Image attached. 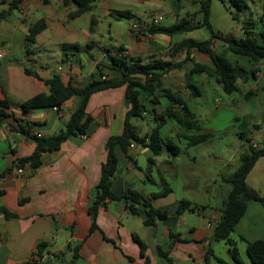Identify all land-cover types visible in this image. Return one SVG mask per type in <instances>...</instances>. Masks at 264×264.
Segmentation results:
<instances>
[{
    "label": "crops",
    "instance_id": "obj_1",
    "mask_svg": "<svg viewBox=\"0 0 264 264\" xmlns=\"http://www.w3.org/2000/svg\"><path fill=\"white\" fill-rule=\"evenodd\" d=\"M11 1L0 0V13L9 10ZM249 1L246 0L245 10L250 9L253 14L258 12L264 27V8H258L255 0L250 4ZM91 5V11L71 17L77 6L70 0H25L18 9L0 18V48L6 53L5 58L0 60V100L8 101L10 114L0 123V264L30 261H37L38 264H67L74 257L75 248L78 257L72 264H145L147 260V264H166L159 257L158 247L169 253L172 264H204L206 248L211 244L214 250L212 245L218 242L212 237L231 185L225 179H222V185L205 179L203 169L198 170L197 155H187L197 145L189 146L185 137L203 133L200 117L184 98H196L187 85L191 84L195 62L212 65L209 57L196 49L190 50L189 60L164 75L163 84L183 98L198 121L200 131L181 126L171 116L169 110L181 111L178 104L163 96H140L139 114L132 119L137 134L140 137L150 135L159 129L162 139L172 141L180 152L173 155L164 147L155 156L147 145L135 144V147H129L127 153L116 147L119 167L112 180V192L122 197L135 191L154 208L167 211V219L158 220L154 226H145L143 205H138L137 214H133L126 200L106 199L98 209L97 229L90 231L89 207L107 157L106 142L110 137L122 134L129 110L125 86L91 96L87 113L93 122L87 139L71 136L59 150L43 154L37 168L25 164L22 174L15 172L18 161L30 156L36 148L35 141L20 132V124L31 135L51 137L64 129L79 106L80 99L73 96L62 103L59 110L53 107L28 111L23 109L24 102L37 95L50 93L47 81L55 74L61 75L65 83L83 87L98 76L97 64L107 63L110 66L108 55L110 53L113 56L119 48H124L130 58L142 60L143 63L156 59L166 61L170 60L169 54L178 44L192 39L175 40L174 37L183 35L169 37L147 32L152 20L159 16L163 17L161 25L186 19L180 18L181 3H175L174 0H94ZM117 12H130L132 17L119 16ZM92 16L97 19L93 31L90 27ZM107 17L130 20L128 36L105 37L101 28ZM41 20L45 23L43 31L36 36L34 43L27 44L30 27ZM108 24L110 33L114 24L110 21ZM134 24H139L141 28L135 35L132 34ZM256 33L258 42L264 44V31ZM217 40L212 42V48L220 52L225 44ZM65 44L78 45L79 48L69 47L65 52ZM186 56L187 49L184 48L176 54L173 62H183ZM226 57L233 65L248 73L258 69L255 78H250L245 84H248L249 90H253L254 96L258 90L264 93V61L257 65L251 64L231 51L226 53ZM108 66L107 69H110ZM25 68H29L33 74H27ZM59 68H62L61 72ZM173 78H178L179 82H174ZM209 78L216 82L213 77ZM180 84L186 88L184 92L176 88ZM261 135H264V124L252 136L259 140ZM227 166H231V163ZM9 168L12 170L2 175ZM251 173L248 184L264 197V188L250 183ZM165 188L170 189L166 196L153 197V194ZM182 200L191 202L192 207L197 208L196 211L187 210L176 216ZM260 205L264 209V205ZM251 207L252 202L243 218L251 213ZM2 209L14 216L6 217ZM210 224L214 227L210 228ZM171 233L179 234L181 241L173 239ZM135 237L146 245V257L141 256V248ZM40 244H45L46 248L39 259L37 247ZM228 252L232 258L230 250ZM214 253L219 258L215 250ZM241 259L242 264H254L249 256ZM212 260L218 262L216 258H211L210 264Z\"/></svg>",
    "mask_w": 264,
    "mask_h": 264
},
{
    "label": "trees",
    "instance_id": "obj_2",
    "mask_svg": "<svg viewBox=\"0 0 264 264\" xmlns=\"http://www.w3.org/2000/svg\"><path fill=\"white\" fill-rule=\"evenodd\" d=\"M25 0H12L9 3V10L0 13V18L5 17L9 12H12L19 8L20 4ZM77 6V10L71 14V17H78L82 14L92 10V2L94 0H70ZM187 0H174L175 3H182ZM238 10H243L247 7L246 0H228ZM211 2L212 0H201L200 13L203 14L202 21L197 24L190 25L186 19L166 26L152 24L147 30L148 33L153 35H166L169 37L184 35L191 31L207 28L212 34V39L206 41H197L194 39H186L178 44L172 52L169 54L170 60L156 59L143 63L142 60L132 59L130 57L112 56L108 55V66L106 63L97 64V74L87 85L83 87H76L71 82L65 83L62 80L61 75L55 74L47 84L50 87V93L37 95L30 100L23 103V109L25 111L44 108V107H59L62 103L67 101L73 96L80 99L78 108L70 116L66 126L59 133L51 137H38L31 135L25 126L21 125L20 132L26 134L29 138L35 141L36 148L34 152L23 159H20L15 168H22L25 164H29L33 168H37L41 164L42 156L45 153L57 151L61 148L62 144L71 136H81L88 134L90 125L93 122V118L87 113V106L91 96L97 92L116 89L120 87L126 88L125 95L129 105V110L126 114L123 132L120 135L110 137L106 142L107 157L102 165L101 179L96 186L95 195L93 201L89 207V214L91 217V232L97 229V214L98 209L102 206L106 199L110 200H126L129 205L128 208L133 214H137V206L143 205L145 208L146 218L144 220L145 226H154L158 220H165L168 217L167 211H161L145 200H142L138 193L131 191L129 195L117 197L111 190L112 180L118 171L119 161L116 156V147H119L124 153H127L132 143L147 145L154 153L155 156L159 155L164 147L171 151L173 155H177L180 149L172 141H165L162 139L159 129H156L150 135L139 136L137 129L132 123V119L139 114L138 99L140 96L155 95L156 97L163 96L168 101L176 103L181 107V111L169 110L171 116L185 128H194L200 131V125L195 120L194 114L190 111L186 102L178 94L174 93L171 89L164 87L163 77L165 74L179 68L186 59H190V50L196 49L199 52L206 54L211 62V66L201 63H194L192 73L205 74L209 77H213L216 82L221 86L224 93L231 95L234 93H241L239 82L246 83L250 78H255L258 69L252 70L248 73L245 69L233 65L226 57L228 51L236 54L240 59L247 61L251 64H260L264 61V44L259 43L255 31V23L253 21L244 22L242 25L244 37L236 39L234 37H225L214 33L210 22L211 16ZM119 16L131 18L130 12H117ZM236 16H233V19ZM262 21V20H261ZM97 24L95 16L91 17L90 27L94 30ZM45 23L43 20L37 22L29 29V33L26 37L27 44H32L36 40V36L43 31ZM213 39H220L224 42L225 48L220 52H215L212 48ZM64 51L69 47L78 49V45H64ZM187 49V56L183 62L174 63L173 59L176 54L182 49ZM125 50L119 48L116 50L117 55ZM110 68L112 73L111 78L102 77L105 76V70L103 68ZM112 70V71H111ZM27 74H33L29 68H25ZM187 88L191 91L193 96H199L200 90L195 85L189 84ZM250 92L248 95H251ZM9 103L7 100H0V123H3L7 117L10 116ZM213 137L212 133L203 132L193 136H187L185 139L188 141L189 146L198 145L205 141L210 140ZM242 139L246 142L250 140L246 137L245 133L241 134ZM148 139V143H146ZM264 157V148H256L253 145L249 146V150L243 153L239 158V164L234 173L225 179L231 185V190L224 200L221 209V218L218 221L213 233L212 240L224 241L229 246L230 253L235 264H242L240 251L237 247L236 241L233 239L232 234L247 212L250 202H257L264 205L263 195L253 187H251L247 180L249 174L252 172L256 163L260 158ZM152 162V160H150ZM12 170L9 168L4 172L8 173ZM170 192L169 188H165L162 192L153 194V197H164ZM196 207L187 200H182L176 210L175 215L180 216L185 211H196ZM6 217H13L14 215L5 209H2ZM175 240H180L179 234H170ZM246 243V251L251 261L254 264H264V240L259 239L255 241H246L243 237L240 238ZM135 241L140 245L141 256L146 257V245L137 237ZM46 248L45 244H40L37 247V255L40 259L43 256V252ZM159 257L166 263L172 264V259L169 257V253L164 251L161 247H158ZM36 255V256H37ZM77 248H75V254L71 261L67 264H72L77 259ZM61 257V256H57ZM211 258H216L220 264H227L220 258L215 256L214 250L211 244L208 245L204 254V264H210ZM132 260V258H129ZM147 260V258H146ZM35 261V260H34ZM148 261V260H147ZM147 261L145 264H147ZM22 264H38L30 261Z\"/></svg>",
    "mask_w": 264,
    "mask_h": 264
},
{
    "label": "rangeland",
    "instance_id": "obj_3",
    "mask_svg": "<svg viewBox=\"0 0 264 264\" xmlns=\"http://www.w3.org/2000/svg\"><path fill=\"white\" fill-rule=\"evenodd\" d=\"M251 1H249V4ZM200 2L201 0L183 1L181 3L180 18H186L191 24L202 21L203 14L200 13ZM255 3L258 8L259 6L264 8V0H255ZM233 16H236L237 19L234 20ZM250 20L255 23L256 32L264 31L263 22L260 20L258 12L253 14L250 9L247 11L245 8L238 10L228 0H212L211 2L210 22L216 34L241 39L244 37L241 27L244 22ZM108 21L114 24L113 31L111 30L110 33ZM129 22L130 20L127 18L114 20L107 17L106 21L103 22L101 31L105 37L119 35L125 38L128 36ZM173 23L165 22V25L169 26ZM179 38L206 41L212 39V34L207 28H200L187 35L174 37L175 40ZM213 41L218 40L213 39ZM103 69L108 76L112 75L109 69ZM173 80L179 82L178 78H173ZM190 83L200 88L201 95L196 96V98L191 97L189 100L185 96L184 98L187 99L188 106L193 111L195 110L200 117L202 131L212 133L213 137L208 142L192 148L187 155L190 153L196 154L198 157V170L203 169L204 178L212 180L217 185H222V179H226L234 173L239 164L240 156L248 152L250 145L256 148H264V135H261L262 137L259 140L252 136L258 133L264 124V93L258 90L256 96H254L253 90H249L248 84L240 81L241 93L228 95L223 92L220 85L205 74H193ZM172 86L174 88V85ZM172 86L169 87L172 88ZM176 88L182 92L186 89L181 84L177 85ZM250 92L252 94L246 96ZM242 133L246 134V137L250 140L249 143L242 139ZM230 163L231 166H227ZM249 178L250 183L264 188V158L254 167ZM207 183L211 184L212 182ZM252 206L249 211L251 213L243 218L232 234L243 259H246L248 255L245 241H242L241 237L247 241L264 240V209L257 202H252ZM212 246L219 258L228 261L230 264H235L232 258L229 257V249L224 242L218 241ZM212 264L220 263L212 260Z\"/></svg>",
    "mask_w": 264,
    "mask_h": 264
},
{
    "label": "built area",
    "instance_id": "obj_4",
    "mask_svg": "<svg viewBox=\"0 0 264 264\" xmlns=\"http://www.w3.org/2000/svg\"><path fill=\"white\" fill-rule=\"evenodd\" d=\"M162 21H163V17H162V16H159V17H157V18H154V19L152 20V23L147 27V29H149V28L151 27L152 24H155V25L161 24ZM139 27H140L139 24H134V25L132 26V34L135 35V32L141 30V28H139ZM5 55H6L5 50L2 49V48H0V60L4 59V58H5ZM113 56L130 57V56H129V52H128L127 50H123V51L120 52L118 55H117V52L115 51V53H114ZM61 71H62V68H59V72H61ZM111 77H112V75H109V76H108V74H106V75L103 76L102 78L105 79V78H111ZM53 109H54V110H59V107H53ZM37 136H38V137H41L40 135H37ZM81 137H82L83 139H87L88 136H87L86 134H83V135H81ZM135 144H136V143H132V144L130 145V147H131V148L135 147ZM15 172H16L18 175H20V174L23 173V169H22V168H16ZM209 227L212 228V227H214V225L210 224Z\"/></svg>",
    "mask_w": 264,
    "mask_h": 264
}]
</instances>
